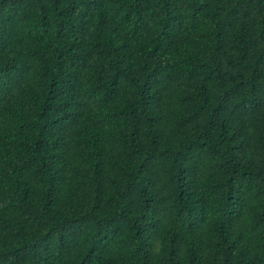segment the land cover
Returning a JSON list of instances; mask_svg holds the SVG:
<instances>
[{"label": "trees", "instance_id": "obj_1", "mask_svg": "<svg viewBox=\"0 0 264 264\" xmlns=\"http://www.w3.org/2000/svg\"><path fill=\"white\" fill-rule=\"evenodd\" d=\"M0 264H264V0H0Z\"/></svg>", "mask_w": 264, "mask_h": 264}]
</instances>
